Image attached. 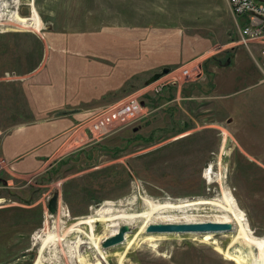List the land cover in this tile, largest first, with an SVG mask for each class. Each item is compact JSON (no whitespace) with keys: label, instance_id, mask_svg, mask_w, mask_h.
Segmentation results:
<instances>
[{"label":"rangeland","instance_id":"1","mask_svg":"<svg viewBox=\"0 0 264 264\" xmlns=\"http://www.w3.org/2000/svg\"><path fill=\"white\" fill-rule=\"evenodd\" d=\"M4 3L0 136L29 120L31 136H42L36 119L63 113L56 88L62 81L77 93L88 92L87 82L108 84L97 94L111 102L93 109L37 170L0 166V264H81L77 256L90 264H264L262 246L249 257L243 237L231 245L233 228L206 232L213 233L206 239L204 232L140 234L131 225L121 243L102 249L110 221L80 223L107 204L132 213L144 209L145 198L164 203L230 193L253 236L264 238V35L243 40L242 18L227 0ZM33 4L40 29L8 15L29 18ZM130 98L143 103L137 121L90 132L97 114ZM209 205L194 212L204 219L220 214ZM48 236L53 240L43 245Z\"/></svg>","mask_w":264,"mask_h":264},{"label":"bare ground","instance_id":"2","mask_svg":"<svg viewBox=\"0 0 264 264\" xmlns=\"http://www.w3.org/2000/svg\"><path fill=\"white\" fill-rule=\"evenodd\" d=\"M4 0H0V19L4 14ZM32 6V16L29 18L22 17L18 13L12 14L9 13V17L17 22L26 25H33L35 29H40L41 19L35 7V4ZM8 21H10L8 19ZM1 23V22H0ZM6 23V22H5ZM16 23V22H15ZM17 25V23H16ZM22 26V25H21ZM33 28V27H32ZM206 177L212 179V171L206 172ZM109 203V202H108ZM124 204L120 203L119 205ZM130 205L135 204V200ZM201 204H210L213 208L219 211L220 214H216V216L211 219H204L196 215L194 212L197 210ZM209 205V206H210ZM104 209H101L96 216H90L88 219L81 220L80 223H86L89 226L93 227L94 221H110L109 229L110 233L107 236H111L118 232V227L121 224L133 225L135 227L140 228V234L145 233V226L150 222H191V221H200V220H212L217 222H231L234 224L233 229H237V235L232 237L231 245L239 243V237H243L245 242H243L246 247V251L248 256H257L259 255L258 248L262 246L264 248V238H256L253 236L252 231L250 230L247 218L245 217L244 212L239 208L237 202L232 197L230 193H225L223 198H210V199H197V200H182L178 202H154L148 198L144 199V209H140L136 212L130 213L127 210L124 211H115L111 208L114 206L113 204H107ZM147 207V208H146ZM117 213V214H116ZM206 239L213 238V233L204 232ZM150 234V233H148ZM152 235V234H150ZM52 236V235H51ZM51 236L48 238L42 239L43 245L49 240H53ZM124 238L128 236V233L124 234ZM215 236V235H214ZM106 238V236L104 237ZM154 237L149 236L147 240H153ZM52 242V241H51ZM50 242V243H51ZM102 242V241H101ZM100 242V245H101ZM242 244V243H241ZM242 244V245H243ZM230 245V246H231ZM255 245V248H250V246ZM48 246V245H46ZM99 248V245L97 246ZM103 249V248H102ZM227 256L232 259H237L238 256H233L230 252H227ZM77 260L81 264H90L87 261L82 260L81 257L77 256ZM105 256L103 254L100 255V262H104ZM39 259L35 262V264H40Z\"/></svg>","mask_w":264,"mask_h":264},{"label":"crops","instance_id":"3","mask_svg":"<svg viewBox=\"0 0 264 264\" xmlns=\"http://www.w3.org/2000/svg\"><path fill=\"white\" fill-rule=\"evenodd\" d=\"M87 85V93H77V88L69 83H57L56 88L62 91L63 106L60 111L63 113L57 116L52 113L41 117L40 120L36 119L44 125V128H41L43 135L40 137L34 138L27 130L26 123L30 120L9 127L0 136V157L8 165L12 164L17 172L37 170L47 163L55 151L64 146L74 130H78L79 124L88 118L86 116L90 115L93 109L111 102L103 94H97V88L105 89L108 84H98L104 86L101 87L87 82ZM71 92L73 93L70 95Z\"/></svg>","mask_w":264,"mask_h":264},{"label":"built area","instance_id":"4","mask_svg":"<svg viewBox=\"0 0 264 264\" xmlns=\"http://www.w3.org/2000/svg\"><path fill=\"white\" fill-rule=\"evenodd\" d=\"M227 2L233 13L242 18L243 23L239 25V33L243 40L264 35V0H227ZM183 71L184 74H188L189 68H183ZM142 108L141 99L130 98L113 108L102 110L91 121L89 130L92 134L102 135L114 125L135 122ZM3 162L4 159L0 157V166Z\"/></svg>","mask_w":264,"mask_h":264},{"label":"water","instance_id":"5","mask_svg":"<svg viewBox=\"0 0 264 264\" xmlns=\"http://www.w3.org/2000/svg\"><path fill=\"white\" fill-rule=\"evenodd\" d=\"M168 71V68H163L161 71L154 72L146 81L151 82ZM231 120V118H229ZM230 140L227 137L225 144ZM58 191L54 190L47 201V208L51 214L57 211ZM233 224L231 222H217L212 220L206 221H191V222H150L145 226V233H165V232H215L231 230ZM131 230V226L124 223L118 227V232L107 236L101 242V247H112L124 240V234Z\"/></svg>","mask_w":264,"mask_h":264}]
</instances>
